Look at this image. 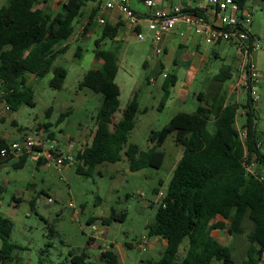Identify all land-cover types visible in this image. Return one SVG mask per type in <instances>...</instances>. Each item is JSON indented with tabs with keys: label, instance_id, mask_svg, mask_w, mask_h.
<instances>
[{
	"label": "trees",
	"instance_id": "obj_1",
	"mask_svg": "<svg viewBox=\"0 0 264 264\" xmlns=\"http://www.w3.org/2000/svg\"><path fill=\"white\" fill-rule=\"evenodd\" d=\"M86 1L66 0L57 11L43 6L44 0H6L0 7V102L8 105L10 111H17L24 104L34 105V90L27 83L28 75L43 77L52 71L51 86H63L68 70L57 61L70 46L61 47L60 44L74 34L75 21L82 16ZM248 1L235 0L241 11L247 9ZM95 13L89 16L88 25ZM121 27L122 24L103 26L94 49L101 66L89 69L80 83L81 87L100 93L102 99L95 116L92 140L76 154L77 172L88 176L96 163L119 162L122 153L132 171L145 167L161 168L165 160L161 147L174 134L175 141L183 146V153L174 167L163 200L158 201L155 221L147 225L148 236L162 237L166 247L161 257L150 264H213L215 261L236 264L232 247L221 243L212 232L226 230L234 237L243 236L246 234L245 222L253 226L247 234L250 242L247 259L241 263L260 264L264 250V175L261 167L254 172L247 169L250 162L246 153H254L260 166L264 165V140L257 135L255 104L250 95L247 93L249 98L242 105L246 115L243 139L237 126L240 104L228 102L227 90L222 89L213 96V101L201 92L198 97L206 100L204 105H199L194 111L180 110L160 130L152 131L150 140L154 147L143 150L135 143L126 146L140 110L139 93L137 90L133 93L121 110L122 117L117 120L121 94L116 81L119 47H102L105 40L117 36ZM222 76L218 75V78L226 80L227 77ZM176 82L175 74L165 75L161 107L170 98ZM69 113H62L58 122ZM52 125L49 121L40 126L48 139H55ZM258 142L262 143L261 146ZM8 145L0 136V149ZM28 155L29 152H23L14 167H24ZM44 161L39 157L38 165ZM159 191L155 189L156 193ZM34 202L32 199L31 204ZM127 215L126 211L113 210L101 222L109 225L114 220L124 221ZM95 222L93 217L88 219L91 225ZM14 227V220L0 211V264H23L19 256L21 245L12 239ZM186 239L185 256L179 258L180 248ZM126 245L131 246L129 243ZM97 247L101 261L122 264L113 250L104 249L102 244ZM94 263L97 264L89 261V251L83 249L70 253L65 264Z\"/></svg>",
	"mask_w": 264,
	"mask_h": 264
},
{
	"label": "rangeland",
	"instance_id": "obj_2",
	"mask_svg": "<svg viewBox=\"0 0 264 264\" xmlns=\"http://www.w3.org/2000/svg\"><path fill=\"white\" fill-rule=\"evenodd\" d=\"M247 10L251 21L247 23V28L264 39V0H249ZM101 30L100 26L99 31ZM100 32L87 39L73 41L70 48L60 56L57 64L68 70L61 88L51 86L54 76L52 71L43 77L27 76V83L34 90V105L24 104L12 113L22 126V129L14 128L15 138L19 140L24 136L35 137L38 131L35 128L50 121L55 139H49L46 148L58 145L59 142L69 144L66 135L72 137L78 150L91 142L102 95L88 87H81L80 83L84 74L96 67L94 49ZM144 33L149 34L146 28ZM111 42L112 40L107 39L102 47L113 48ZM201 46L203 50L208 49V58L189 85V94L184 104L178 93L185 82H190L187 71L180 66L173 68L168 56L178 46L173 50L171 48L168 55H160L165 71L175 73L179 79L177 86L172 88L170 98L161 107L163 74L154 84L145 81V77L151 76L153 72L151 67L144 66L147 57L155 54L151 38L147 36L144 41L135 36L127 38L119 50L116 81L121 88V95L120 112L116 115L118 118L122 117L121 110L125 108L135 87L141 104L136 115V125L129 134L126 146L135 143L143 150L154 147V142L150 140L151 132L160 130L179 110L194 111L199 104L197 94L204 91L205 78L210 75V71L220 72L224 63L233 64L234 49L221 52V56L215 57L212 56L210 47L204 44ZM253 57L261 73L256 88L259 100L255 104L254 123L257 135L264 140V50L255 52ZM233 79L226 78L225 86L230 85ZM248 98L247 92L241 96L237 116L240 128L246 122V115H242L241 111ZM146 107L147 111H144ZM66 111L70 113L58 122L59 116ZM0 126L6 128L9 123H0ZM161 148L165 152L161 168L145 167L132 171L128 169L129 162L122 153L119 162L96 163L88 176L78 173L75 163L61 168L52 160L39 167L35 164L22 168L6 165L7 170L0 169V210L15 222L12 239L21 245L19 256L22 263L65 264L70 253L86 249L91 254L92 262L108 264L98 261V244L117 253L122 264H141V260L159 259L165 249L164 245H157L154 250L149 247L139 248L138 245L145 237L149 241L147 225L155 221L159 205L155 189L166 192L174 167L182 156L183 146L171 134ZM6 178L10 179L8 183ZM32 199H35L33 205L30 203ZM113 210L126 211L127 218L124 221L114 220L109 225L103 224L102 218L110 216ZM91 217L96 219L95 230L88 223ZM252 226L253 224L245 222L246 234L237 237L242 245ZM126 243H132L133 246H127ZM184 244H188L187 239ZM242 258L240 255L236 256V264H242ZM213 264L221 262L215 261Z\"/></svg>",
	"mask_w": 264,
	"mask_h": 264
},
{
	"label": "crops",
	"instance_id": "obj_3",
	"mask_svg": "<svg viewBox=\"0 0 264 264\" xmlns=\"http://www.w3.org/2000/svg\"><path fill=\"white\" fill-rule=\"evenodd\" d=\"M44 1H45V3L43 2V4H42L43 6H48V8H51V9L57 11L60 9L61 4L64 3L66 0H44ZM5 2H6V0H0V7ZM106 2H107V0H105V1H99V0H88V1H86L85 6H84L83 11H82L83 12L82 16H79L75 21L74 34L68 40L61 42L60 46L63 47L66 44H69V46H70L72 44V42L75 40L81 41V40L87 39V38L93 36L95 33L100 32L99 27L101 26L103 29V26L105 24H111V25L122 24V27L119 29L117 36L114 39H110V40H112L111 45L113 46V48L119 47V50H120V48H122V45L125 44V41L127 40L128 37L135 36V30H133L130 27V25L128 24V22L126 20L125 15L122 14L119 7L117 5H115L112 8H108L105 5ZM154 2H155L154 5L149 6L146 4L145 0H129V4L134 10H136L140 13L146 14V15H150L156 9H173L175 6H182L186 9H189V10H196V9L200 10L204 6V4H206V0H176V1H174V0H154ZM92 12H96V13L94 15V19H93L92 23L90 25H88L89 16L92 14ZM100 18H103L105 20V22L100 23L99 22ZM85 27H88L87 31H84ZM140 27H141V30L143 32H144L145 28L148 30L146 22H143ZM249 30L252 34H255V33H253V30H251V29H249ZM83 32H86V33H83ZM148 32H149V34H147V36H149L151 38V41H152V32H150L149 30H148ZM101 33H102V30L100 32V36H101ZM255 35H257V34H255ZM105 41L103 42L104 45H105ZM201 44H204V45L210 47L211 48L210 49L211 54H212V56H215V57L221 56V52H228L230 49H234L235 53L233 56V64L232 65L224 63L222 65V69L220 72L210 71V75L206 76L205 82H204L205 89H204V91H200L197 94V98L199 101L198 106L204 105V103L206 101L205 99H202V100L199 99L198 95L201 92H204V94L208 95L209 99L211 101H213V96L218 94L222 89L227 90V94H228L227 95V101L228 102H230L231 100L237 99L238 103L240 104L242 94H245L247 91L243 87L242 80H240V82L238 84V80H239L238 70H237L238 55H237L236 45H234L233 43H229V42H221V43H218L216 45L206 44L198 36H196L194 34V32L192 31L191 28H189L188 26H186L184 24H178L169 34H167L164 37L163 41L161 42V45L163 47L162 54H166V55L169 54V51L171 50V48L173 50L175 48V46H178L177 50L174 49L168 55L170 57V62L172 63L173 68L177 69L180 66L181 68H185L187 71V78L189 79L190 82H185L182 85L180 92L178 93V96L181 99V103L184 104L186 102L187 95L189 94V85L197 77L199 71L205 65L206 60L208 58V55H207L208 49L204 48V50H203ZM96 60H97V63H96V67H94V68H99L101 66V63L97 57H96ZM144 66L151 67L153 70L151 76L145 77V81L149 84H154L156 79L161 74H163V78L165 77L166 74H168V72L165 71V64H164L163 60L161 59L160 55H157V54L149 55L147 57V60L144 61ZM223 72H227V73L224 74ZM172 74H175V73H172ZM218 75H221V76L223 75L224 77H227V78H234L233 82L230 85L225 86L226 85L225 80H220L218 78ZM31 76L36 77L35 75H31ZM152 79L154 80V82L152 81ZM178 81H179V79L177 77V82H176L175 86H177ZM135 91H136V87L132 91V93L129 97V100L131 99V97ZM140 104H141V102H140ZM144 111H147V107L144 109ZM13 112L14 111L5 110L4 103L0 102V123H7V122L9 123V126H7L6 128H2L0 126V132H1V136L3 138H5V140L7 141L8 144L11 143L12 141L18 140L17 138H15L13 136L14 128L16 127L17 129H22V126L19 125V122L17 121V119L12 115ZM241 113H242V115H245V113L243 112V108H242ZM171 117H170V119H171ZM117 118H118V115H117ZM118 120H119V118H118ZM237 126H238V124H237ZM242 128L245 129L244 127H242ZM36 130H38V131H36ZM35 131H36L35 137L36 138H38V137L42 138V140H44V144H45L44 147L46 148L47 140L45 141L46 133H45L44 129L40 128V126H38L35 128ZM66 138L69 142L72 141V139H70V138H72L71 136L66 135ZM63 145H64V151L68 152V150H69L68 144H63ZM77 149H78V147H77ZM20 156H21V154H8L2 160L3 164H2L1 170L2 171L5 170L7 168L6 165L14 166V164L17 162V160L19 159ZM39 157L44 158L43 155L39 156L37 151L29 152L28 159H27L24 167L27 165H34V164L36 167H39L42 165H47V163H45V161L43 164L38 165ZM246 158L249 160L250 165L253 166L254 171L256 170V168L261 167L262 173L264 175V165L260 166V164L256 160V155L254 153H248L247 152ZM128 169H129V165H128ZM5 181H6V183H8L10 181V179L6 178ZM17 200H19V198ZM224 221L229 222L227 220H224ZM248 224L251 225L250 222ZM212 234L221 243H223L225 245H229L232 247L233 255L235 256V258L238 255L242 256L243 258L241 261L239 260L240 262L247 259L248 248L250 245L248 238H247V240H245L244 244L242 245L241 243L238 242L239 240L237 239V237L230 235L226 230H214L212 232ZM129 244H131V246H133L132 243H129ZM160 244L164 245L166 247L165 239H163L160 236H152V237L149 236L148 247L150 249L152 248L154 250L156 248V246L160 245ZM238 244L240 247L238 246ZM187 245L188 244H184V243L182 244L180 251H179V254H178L179 258H183L185 256ZM91 258H92L91 254L89 253V261H91ZM98 261L100 262L101 260H98ZM152 261H155V260L147 259L145 261L141 260L140 262H141V264H150ZM96 263H98V262H96ZM138 264H140V263H138ZM260 264H262V263H260Z\"/></svg>",
	"mask_w": 264,
	"mask_h": 264
},
{
	"label": "built area",
	"instance_id": "obj_4",
	"mask_svg": "<svg viewBox=\"0 0 264 264\" xmlns=\"http://www.w3.org/2000/svg\"><path fill=\"white\" fill-rule=\"evenodd\" d=\"M105 1V0H99ZM149 6L154 5L152 0H145ZM106 7L112 8L117 5L125 15L126 20L130 27L135 30V36L143 41L146 39L147 34L141 30V24L147 23L148 30L152 32V45L153 51L157 55H161L163 47L161 42L164 37L169 34L178 24H184L192 29L194 34L198 36L204 43L209 45H216L221 42H229L236 45L238 62V84L240 80L243 82V87L253 104L259 100V95L256 90L259 83L260 71L257 69L254 61V53L264 50V39L252 34L247 28V23H250L249 11H241L235 0H206V4L198 11L189 10L182 6H175L173 9H156L150 15H146L134 10L129 0H107ZM100 23H104L103 18L99 19ZM154 82V80L152 79ZM238 103L237 99L231 100ZM5 110L10 111V107L5 105ZM245 113V109H243ZM240 138L245 137V129L238 126ZM1 136V132H0ZM49 139L46 136L45 141ZM45 148L44 140L38 137L24 136L19 140L12 141L7 147L0 149V169L2 167V160L8 154H22L23 152L37 151L39 156L43 155L45 163L49 161H56L59 167L66 165L70 166L76 161V154L79 151L72 141L69 142L68 152L64 151L62 145ZM261 142L258 145L261 146ZM35 147H40L35 148ZM64 152H63V151ZM53 151L57 152L54 153ZM250 172H254L251 165H247ZM166 192L159 191L158 201H162ZM73 205V203H71ZM93 229H97L95 224L92 225ZM149 241L145 240L139 243V248H148ZM261 263L264 264V250L261 253Z\"/></svg>",
	"mask_w": 264,
	"mask_h": 264
}]
</instances>
